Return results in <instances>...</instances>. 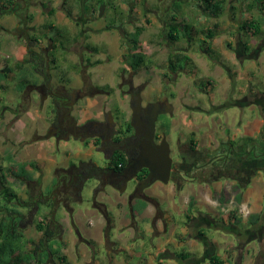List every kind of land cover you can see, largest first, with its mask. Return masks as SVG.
I'll use <instances>...</instances> for the list:
<instances>
[{"label": "crops", "instance_id": "obj_1", "mask_svg": "<svg viewBox=\"0 0 264 264\" xmlns=\"http://www.w3.org/2000/svg\"><path fill=\"white\" fill-rule=\"evenodd\" d=\"M238 1V9L236 4H223L217 17L203 12L192 1L195 9L208 20L204 23L213 22L209 23L211 26L201 25L202 29L197 30V18H187L194 28L190 36L181 39L187 43L195 41L199 49H175L168 55L172 59L177 55L186 57L184 67L178 66L176 70L168 62L169 72L176 74L172 77L177 80L181 77L179 73L184 77L176 81V90L170 94L171 97H168L170 86L166 83L160 87V100L151 101L168 100L173 106L172 116L166 119L170 127L165 134L171 144L177 136L174 148H170L176 165L174 168L178 171L175 178L172 177L168 184L154 183L147 191L153 201L144 214L139 215L138 204H135L132 206V219L126 210L123 211L127 218L124 223L111 217L108 224L102 216L92 212L85 217L75 213V226L79 228L75 235L67 218L62 220V256L68 254L73 259L70 262L64 256L67 264H264V11L260 5L249 7V0ZM97 4L98 0H93L92 9ZM172 9L169 11L167 8L168 19L174 15L179 23L180 13L174 14ZM50 10L52 7L48 12ZM253 10L257 12L254 17L250 14ZM236 13H240L239 17ZM245 13L251 17L242 19ZM8 16L9 22L0 23V70L9 69L0 91L8 89L4 86L6 81L13 84L21 76H26L28 83L23 91L16 90L13 84L12 88L21 100L15 108L10 105L4 108L5 111L0 110V115L7 113L16 119L17 124L29 116L33 121L47 123V126L51 116L43 108L46 105L41 104V109L39 107L33 113L24 112L21 96L27 90V98L31 102L36 100L35 94L39 96L37 88L46 79L51 86L66 89L68 82L56 84L52 71L56 66L65 69L67 61H59L54 58L52 50L42 47L43 39L38 34L40 50L34 51L45 58L46 69L43 74L34 71L30 75L27 36L21 40L4 28L18 15ZM259 18H262L260 33L254 35L246 29V24ZM169 23L170 20L164 21L163 32L168 31ZM48 24L56 27L53 18L44 26L49 30ZM232 28L237 32L234 33ZM207 30L214 31L209 45L207 37L198 33H207ZM63 50L67 57L66 49ZM195 60L204 65L192 64ZM74 67H80L82 72L87 67V58L80 59L78 66ZM179 83L182 85L178 86ZM47 100L50 99L47 98L45 103ZM5 104L1 98L0 107ZM88 111V106L80 107L78 123L90 117ZM35 133V138L23 146L31 161L22 163L12 158L13 162L5 165L4 157L13 155L14 151L9 150L0 156L4 168L12 166L17 171L21 167L25 172L26 178L6 179L7 186L21 201L36 199L32 193L39 190L43 193L53 179V172L64 168L71 159H74L73 163L77 160L85 162L91 156L86 149L89 144L84 140L69 138L56 141L47 137L46 132L39 135L35 130ZM57 152L58 159L55 156ZM48 204L45 200L41 207L48 210ZM243 206L248 211L246 216L238 213ZM108 211H112L111 206H108ZM20 212L25 214L24 210ZM40 215L43 217L44 214ZM21 229L24 234L26 230L22 226ZM38 234V240L34 242L30 238L16 236L23 252L32 254L38 247V257L42 254L50 239L43 242L42 233ZM103 247L110 250L109 260L103 254ZM53 249L57 246L54 245ZM92 249L95 250V258L90 257ZM53 258L44 264H60L57 258Z\"/></svg>", "mask_w": 264, "mask_h": 264}, {"label": "rangeland", "instance_id": "obj_2", "mask_svg": "<svg viewBox=\"0 0 264 264\" xmlns=\"http://www.w3.org/2000/svg\"><path fill=\"white\" fill-rule=\"evenodd\" d=\"M174 1L177 0H101V3L94 5L92 9L91 4L93 0H17L15 3L19 6L16 11L18 16L15 20H11L4 28L19 39L25 36H27V39L29 36L39 37V34L43 39L41 43L42 47L52 50L54 58H58L59 61L66 59V70L56 66L52 71L54 82L56 84L68 82V85L66 84L68 91L82 86L88 88L90 92L92 91L94 93L93 99L79 102L80 106H88L89 111L87 113H90V116L96 117L94 112L98 110L97 106L103 100L104 111H110L114 116H117L119 115L117 112L119 108V110L124 111L126 118H128L129 110L126 106L128 98L126 93H124L126 88L119 87L120 76L122 74L126 77L130 71L133 76V86L143 85L144 91L142 92V96L145 98L143 103L160 100V87H164L166 83L170 86L168 97H171L170 94L173 93V90H176V81L182 80L184 76L179 73L181 77H178L177 80L176 77H172L175 73L169 72L168 55L175 49L180 50L186 47H189L191 50L199 49V44L195 41L187 43L181 39L175 43L171 42L167 39L166 32L162 31L164 21L169 20L167 8L171 11V5ZM224 2L225 5L236 4V9L239 8L238 0H224ZM49 7L53 9L52 16L48 15ZM236 14V17H239L240 13ZM250 14L254 17L257 15V12L253 10ZM250 14L245 13L241 18L251 17ZM204 16L195 9L192 1H187L182 7L179 20L196 17L198 20L197 30H200L202 29L201 25L211 26L213 22H209L211 24L204 23V21L208 22ZM51 18H53L57 30L60 31L58 36L55 34L56 32L44 28L47 20ZM0 20V23L6 24L9 22V16L0 14ZM17 23H19L18 27L16 26ZM149 23L152 26L149 27ZM136 27H142L143 29L138 44L140 52L145 55L146 59L138 70L133 71L130 70L128 65L127 56L129 52L128 48H125L123 40L125 34L134 31ZM234 28L232 30L235 33L237 31ZM48 37H52L56 40V43L50 42ZM196 37L199 39L198 36ZM54 43L57 46L55 49ZM59 44L63 45L64 48H61L62 46ZM63 49H66L67 57L62 53ZM85 58H87V67L80 72V67L76 68L74 66H78L80 59L85 60ZM192 64L204 65L200 60H195ZM72 65V68H68ZM13 84L16 87L17 82L14 81ZM13 84L8 81L4 83V86L8 89L0 91V99H4L6 104L0 107V110L5 111L4 108L10 107V105L15 108L18 102H20L21 99H19L15 94L16 91L12 88ZM181 85L180 83L178 84V86ZM150 88L152 89L150 90ZM95 90L103 93L98 94ZM104 92L107 93L105 94ZM27 94H29V91L26 90L23 96H21V108L24 112L33 113L39 107L41 109L43 105H41L39 96L35 94L36 100L31 102L27 98ZM9 101L12 102L9 103ZM44 105L46 106H43V108L47 109V113L51 116L52 103L50 100H47L46 103L44 102ZM1 115L0 156H4L9 150H13L12 158L14 161L22 163L31 161L30 155L23 151V146L29 144L35 138L33 134L35 130L39 132V135L47 132V123H39L37 120L33 121L29 116H26L24 118L25 121H20L17 124L16 119L11 118L7 113L3 116ZM159 121L160 124L166 122L161 118ZM21 123H24V125ZM40 124H42V127ZM176 139L177 136L173 140L174 144L176 143ZM174 144L169 143L171 149L174 148ZM55 156L58 159L59 153H55ZM98 157L94 154L92 160L94 159L99 162ZM71 161L73 162L74 159H71ZM5 165H9L8 162ZM49 188L43 189L42 195L44 197L47 196ZM86 194L84 191L83 200H86ZM77 208L84 210L87 208V204L83 202ZM44 210L41 207L38 215L33 213L31 220H25L21 225L23 230H26L23 234L25 239L30 238L32 242L35 239L36 241L38 240L39 234L35 228V224L41 219L42 215L40 214L47 213V210ZM25 215L27 216L26 211ZM60 216L61 213L58 210L57 218ZM51 243L54 242H49L47 248H50ZM144 254L142 255L143 257ZM60 255H63V250L60 251ZM68 261L73 262V259L70 257Z\"/></svg>", "mask_w": 264, "mask_h": 264}, {"label": "flooded vegetation", "instance_id": "obj_3", "mask_svg": "<svg viewBox=\"0 0 264 264\" xmlns=\"http://www.w3.org/2000/svg\"><path fill=\"white\" fill-rule=\"evenodd\" d=\"M132 77L130 71L126 77L122 74L119 83L120 88H126L124 93H126L128 98L126 103L129 110L128 118H126L124 111L119 110V108L117 109L119 113L117 116H114L110 111H104L102 100L97 106L98 110L94 112L96 117L90 116L78 123V118L81 114L79 102L93 99L94 93L92 91L90 92L85 86L68 91L67 88L51 86L47 79L43 85L37 88L41 104L47 98L52 103L51 119L47 126L46 136L54 138L56 141L69 138L84 140L89 144L86 149L91 155L85 162L81 160H77L74 163L68 161L64 168H57L53 173V179L48 185L50 188L46 197L42 195L40 190L32 193L34 197L36 196V200L39 203H43L45 200L47 202L48 200L50 209L47 210L48 218L47 222H45V227L51 229L54 234L47 239H50V242L56 241L60 243V251L63 249L61 221L65 218L73 226L72 229L76 235L79 228L75 226V213L85 217L92 212L102 216L108 224L111 222V217L124 223L127 218L123 211L126 210L129 219H132L134 214L132 206L138 204L139 215H142L147 206L153 201L147 191L154 183L141 191L136 188L141 185V182L148 174L145 168H141L132 179L125 180L127 174L124 170L127 167L128 160L135 159L138 154L137 146L135 145L137 138L134 136V130L130 125L131 108L135 105V95L140 93L143 107L149 104L148 102L143 103L145 99L142 96L143 85L133 86ZM97 93L102 94L103 92L98 91ZM104 93L106 94L107 92ZM84 108H86V105H84ZM165 116V119H167L168 115ZM159 120L160 116L156 123V143L160 141L161 135L165 134L162 128L163 123L160 124ZM94 154L99 156V162L92 160ZM173 164V167H176L174 160ZM172 175L171 179L172 177L175 178L176 173H172ZM85 188H87V198L83 200ZM83 202L87 204V208L84 210L77 208ZM108 206H111L112 211H108ZM34 209L28 210V221L31 220ZM58 210L61 213V218H57ZM47 239L44 238L43 242H47ZM44 251L47 255L45 262L53 261V257H57L56 254H49L50 250L47 246ZM94 251V249L90 250L91 258L96 257ZM109 252L108 248L103 247V254L107 259L109 258ZM74 255H77L76 251ZM65 257L67 260L70 258L68 254Z\"/></svg>", "mask_w": 264, "mask_h": 264}, {"label": "trees", "instance_id": "obj_4", "mask_svg": "<svg viewBox=\"0 0 264 264\" xmlns=\"http://www.w3.org/2000/svg\"><path fill=\"white\" fill-rule=\"evenodd\" d=\"M187 0H179L176 1L173 5L172 11L174 14L181 13L182 7ZM194 3L203 11L210 14L213 17H217L220 14L224 0H192ZM247 1V0H245ZM251 4L249 7H253L255 5H260L262 11H264V0H249ZM17 0H0V14L1 15H9V14H16L18 10V5L15 3ZM101 3V0H98V4ZM53 10L48 12L49 16H52ZM189 19V18H188ZM188 19H181L179 23L176 22V17L171 15L169 18L170 23L168 26V31L165 33L167 39L171 42H176L181 38L190 36L192 32V28H194L193 24L188 22ZM257 21H249L246 24V29L251 30V32L255 35L260 33L261 29V22L262 18ZM214 28L217 27L216 24L213 25ZM47 28L52 29L56 32V35H59V30L51 24H48ZM142 28L136 27L133 32L126 33L123 43L125 48H128L129 55L128 57V65L129 68L133 71L138 70L145 62V55L140 52L139 50V37L141 35ZM201 32L202 35L207 37V44L209 45L212 38L214 37V31L207 30L205 31H198ZM50 41L56 42L53 38H49ZM28 53L30 54V70L29 73L32 75L34 71L39 72V74H43L45 72V58H43L42 54L35 53L36 50H40L37 46L39 45V40L37 37H28ZM61 48H64L63 45ZM55 48V45H54ZM35 50V51H34ZM186 57L182 56H175L173 59L170 57L168 58L169 66L176 70L179 66L183 68L186 63ZM20 67V66H19ZM9 71L8 68H3L0 70V83L3 82L7 77V72ZM26 76H21L17 81V90L23 91L26 87L28 80ZM1 89V84H0ZM166 116H160L161 119L166 121L163 122V128L166 130L165 133H168L170 124L165 119ZM121 157V156H120ZM4 160L11 164L13 162L12 155L7 154L4 157ZM2 158L0 157V264H37L38 263H45L47 255L45 251L42 252L41 255L38 257V247L34 248L32 254L25 253L22 251V244L20 239L23 237L21 233V225L25 220H27V216L23 215L20 210H24L29 213V209H34V214L38 215L41 208V203L37 202L36 199L32 201L29 199L28 201H21L12 191L10 187L7 186V178H26L25 172L23 168L20 167L19 170H14L12 166L4 168L1 164ZM42 219L36 223L35 228L38 232H41L45 239L52 237L54 232L51 229L45 227V221L48 218L47 213H43ZM18 236V238L16 237ZM51 246L49 248V254H56L57 259L60 264H67L65 257L60 255V243L56 241H52ZM57 246V249L52 250L53 245ZM59 255V256H58ZM37 257L39 258L37 260ZM37 260V261H36ZM215 261V259H213Z\"/></svg>", "mask_w": 264, "mask_h": 264}, {"label": "water", "instance_id": "obj_5", "mask_svg": "<svg viewBox=\"0 0 264 264\" xmlns=\"http://www.w3.org/2000/svg\"><path fill=\"white\" fill-rule=\"evenodd\" d=\"M135 105L131 108L130 125L137 138L136 146L138 150L135 159H129L124 172L127 176L125 180H130L141 169L148 172L141 185L136 187L141 191L148 188L155 182L168 184L172 173L178 172L173 167L171 149L166 135L163 133L158 143L155 142L156 123L159 116H172L173 106L168 100L150 102L145 107L141 104V95H135ZM87 193V188L84 189ZM79 236V235H78Z\"/></svg>", "mask_w": 264, "mask_h": 264}, {"label": "built area", "instance_id": "obj_6", "mask_svg": "<svg viewBox=\"0 0 264 264\" xmlns=\"http://www.w3.org/2000/svg\"><path fill=\"white\" fill-rule=\"evenodd\" d=\"M238 213L240 214V215H242V216H246V215H248V211H247V208L246 207H240L239 209H238Z\"/></svg>", "mask_w": 264, "mask_h": 264}, {"label": "bare ground", "instance_id": "obj_7", "mask_svg": "<svg viewBox=\"0 0 264 264\" xmlns=\"http://www.w3.org/2000/svg\"><path fill=\"white\" fill-rule=\"evenodd\" d=\"M72 117V116H71ZM228 158V157H227ZM174 165V164H173ZM69 201V200H68Z\"/></svg>", "mask_w": 264, "mask_h": 264}]
</instances>
